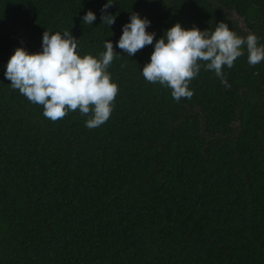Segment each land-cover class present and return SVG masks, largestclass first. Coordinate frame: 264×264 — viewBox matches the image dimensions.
I'll use <instances>...</instances> for the list:
<instances>
[{
	"label": "trees",
	"instance_id": "1",
	"mask_svg": "<svg viewBox=\"0 0 264 264\" xmlns=\"http://www.w3.org/2000/svg\"><path fill=\"white\" fill-rule=\"evenodd\" d=\"M105 3L0 0V264H264V61L250 65L245 46L227 86L201 67L179 102L141 72L177 22L223 21L264 46V0H112L111 26ZM133 12L156 37L128 56L116 43ZM45 30L71 31L81 57L113 43L119 91L101 126L79 110L53 122L5 78Z\"/></svg>",
	"mask_w": 264,
	"mask_h": 264
},
{
	"label": "clouds",
	"instance_id": "2",
	"mask_svg": "<svg viewBox=\"0 0 264 264\" xmlns=\"http://www.w3.org/2000/svg\"><path fill=\"white\" fill-rule=\"evenodd\" d=\"M112 5V0H107L101 8V22L108 26L116 19L108 14ZM95 20L96 15L91 10L82 17L84 25H92ZM150 25L148 18L131 13L129 22L122 26L116 47L134 56L144 47L153 45L156 33L147 31ZM245 46L250 65L264 61V46H258L255 34L250 33L246 38L238 36L223 21L211 32L195 26L185 29L177 22L161 38L155 39L150 61L141 72L149 83L158 82L171 89L172 98L179 102L193 96L189 84L201 67L213 71L227 86L223 68L231 69L237 58L244 55ZM77 48L78 39L71 31L53 34L45 30L42 51L30 53L24 47L16 48L4 76L11 87L31 103L43 106L44 117L55 122L79 110L81 115L90 117L85 126L94 129L110 118L119 91L107 71L117 52L110 40L104 43L105 51L100 59L92 55L81 57Z\"/></svg>",
	"mask_w": 264,
	"mask_h": 264
},
{
	"label": "rangeland",
	"instance_id": "3",
	"mask_svg": "<svg viewBox=\"0 0 264 264\" xmlns=\"http://www.w3.org/2000/svg\"><path fill=\"white\" fill-rule=\"evenodd\" d=\"M235 17H236V19L238 20V22L240 23V25H241L242 27H245V24H244L243 20H242L239 16H237V15H235Z\"/></svg>",
	"mask_w": 264,
	"mask_h": 264
},
{
	"label": "flooded vegetation",
	"instance_id": "4",
	"mask_svg": "<svg viewBox=\"0 0 264 264\" xmlns=\"http://www.w3.org/2000/svg\"><path fill=\"white\" fill-rule=\"evenodd\" d=\"M263 68H264V66H263Z\"/></svg>",
	"mask_w": 264,
	"mask_h": 264
}]
</instances>
